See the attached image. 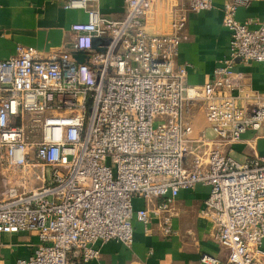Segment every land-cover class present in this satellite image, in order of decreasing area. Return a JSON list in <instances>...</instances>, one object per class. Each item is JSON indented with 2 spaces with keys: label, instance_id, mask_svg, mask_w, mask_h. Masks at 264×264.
Returning a JSON list of instances; mask_svg holds the SVG:
<instances>
[{
  "label": "built area",
  "instance_id": "built-area-1",
  "mask_svg": "<svg viewBox=\"0 0 264 264\" xmlns=\"http://www.w3.org/2000/svg\"><path fill=\"white\" fill-rule=\"evenodd\" d=\"M97 1H65L87 15L71 25L68 48L18 44L0 60V160L9 172L0 232L38 237L17 264H83L109 241L131 246L134 221L149 231L153 216L170 236L171 203L198 185L208 188L201 213L226 264H264V153L237 159L221 149L248 131L259 137L264 125V97L242 105L235 71L237 60L264 62V24L237 16L252 0L224 4L230 53L202 86L188 84L179 48L189 15L213 0H123L121 19L90 6ZM191 106L204 111L209 135L195 133ZM201 262L221 264L208 254Z\"/></svg>",
  "mask_w": 264,
  "mask_h": 264
},
{
  "label": "crops",
  "instance_id": "crops-1",
  "mask_svg": "<svg viewBox=\"0 0 264 264\" xmlns=\"http://www.w3.org/2000/svg\"><path fill=\"white\" fill-rule=\"evenodd\" d=\"M66 0H0V60L15 54L16 46H32L48 54L68 48L73 39L71 25L85 21L87 15L81 9H67ZM230 0H213V8L193 12L184 29L185 39L180 44L178 61L189 63L187 82L202 86L213 79L215 67L229 56L230 32L223 24L224 4ZM184 5L186 0H168V4ZM104 15L121 19L125 15L123 0H98L90 4ZM241 20L254 19L264 24V0H252L238 7ZM235 71L241 74L239 101L249 105L264 97V62L248 63L237 60ZM195 133L205 130L209 124L203 110L189 108ZM258 133L248 131L233 145L221 149L237 159L264 153V125ZM208 188L198 185L193 190H182L171 203L172 229L165 236L159 220L153 216L150 230L134 221V242L127 246L121 241L105 243L98 258L83 264H204L203 254L227 263V252L212 238L213 224L202 215ZM162 200L158 201L161 202ZM135 206H146L143 199L136 198ZM38 237L34 233L0 232V264H17L18 259L32 254Z\"/></svg>",
  "mask_w": 264,
  "mask_h": 264
},
{
  "label": "rangeland",
  "instance_id": "rangeland-1",
  "mask_svg": "<svg viewBox=\"0 0 264 264\" xmlns=\"http://www.w3.org/2000/svg\"><path fill=\"white\" fill-rule=\"evenodd\" d=\"M6 174H9V172L7 171L6 168H4V166L1 164V160H0V196L3 195L4 189L7 186L6 182H5V180H6L5 175Z\"/></svg>",
  "mask_w": 264,
  "mask_h": 264
},
{
  "label": "water",
  "instance_id": "water-1",
  "mask_svg": "<svg viewBox=\"0 0 264 264\" xmlns=\"http://www.w3.org/2000/svg\"><path fill=\"white\" fill-rule=\"evenodd\" d=\"M74 55L75 58L80 62H83L85 60L84 54L81 52H75Z\"/></svg>",
  "mask_w": 264,
  "mask_h": 264
}]
</instances>
